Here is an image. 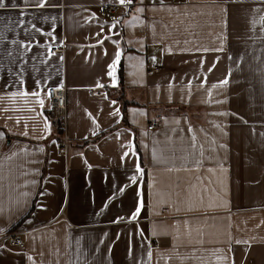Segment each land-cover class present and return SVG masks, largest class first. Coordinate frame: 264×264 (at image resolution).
<instances>
[{
    "label": "crops",
    "instance_id": "1",
    "mask_svg": "<svg viewBox=\"0 0 264 264\" xmlns=\"http://www.w3.org/2000/svg\"><path fill=\"white\" fill-rule=\"evenodd\" d=\"M3 3L0 264H264V0Z\"/></svg>",
    "mask_w": 264,
    "mask_h": 264
},
{
    "label": "built area",
    "instance_id": "2",
    "mask_svg": "<svg viewBox=\"0 0 264 264\" xmlns=\"http://www.w3.org/2000/svg\"><path fill=\"white\" fill-rule=\"evenodd\" d=\"M115 8L114 4H102V11H113ZM53 50L58 51L61 47L53 46ZM160 67L159 64L153 63L151 64L149 71L154 72ZM49 97H50V106L54 110L53 121L56 128L60 131L61 135H63L62 141V149L65 152L69 151V143L70 138L68 135V106H67V85L61 84L59 86H52L48 88ZM161 116L158 117L157 120L153 119L148 124L149 128H153L157 125L158 121H161ZM21 231L17 229H11L5 231V233L0 235L1 242H7L12 245H21L24 246L26 244V239H24L20 235Z\"/></svg>",
    "mask_w": 264,
    "mask_h": 264
},
{
    "label": "snow or ice",
    "instance_id": "3",
    "mask_svg": "<svg viewBox=\"0 0 264 264\" xmlns=\"http://www.w3.org/2000/svg\"><path fill=\"white\" fill-rule=\"evenodd\" d=\"M132 2V0H120V3L121 4H124V3H131ZM5 5H4V3H3V0H0V8H3ZM33 95H38V93H33ZM40 103L42 104L43 102L42 101H40ZM138 211H139V209H138Z\"/></svg>",
    "mask_w": 264,
    "mask_h": 264
},
{
    "label": "trees",
    "instance_id": "4",
    "mask_svg": "<svg viewBox=\"0 0 264 264\" xmlns=\"http://www.w3.org/2000/svg\"><path fill=\"white\" fill-rule=\"evenodd\" d=\"M119 74L121 75V79H122L123 78V75H122V67H120ZM124 119H125V115H124Z\"/></svg>",
    "mask_w": 264,
    "mask_h": 264
}]
</instances>
